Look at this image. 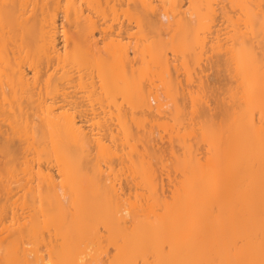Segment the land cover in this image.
I'll list each match as a JSON object with an SVG mask.
<instances>
[{"label": "bare ground", "instance_id": "obj_1", "mask_svg": "<svg viewBox=\"0 0 264 264\" xmlns=\"http://www.w3.org/2000/svg\"><path fill=\"white\" fill-rule=\"evenodd\" d=\"M178 51L191 53L199 71L204 51L217 52L221 66L224 59L228 112L205 122L203 140L216 150L228 119L225 170L192 181L197 165L185 167L187 180L164 185L160 168L154 179L143 165L141 181L137 174L124 192L101 162L113 164L116 138L130 133L126 120L161 109L163 95L178 103L171 72L180 81L181 67L190 72L189 61L175 64ZM147 54L163 95L139 81L149 74ZM188 100L191 109L204 104ZM204 146L199 157L187 149L185 163L192 167ZM116 158L118 166L127 159ZM0 192V264H264V0H0Z\"/></svg>", "mask_w": 264, "mask_h": 264}, {"label": "rangeland", "instance_id": "obj_2", "mask_svg": "<svg viewBox=\"0 0 264 264\" xmlns=\"http://www.w3.org/2000/svg\"><path fill=\"white\" fill-rule=\"evenodd\" d=\"M59 23H60V21H59ZM216 23H218V25L219 26H221V28H224V30H223V32H225V31H229V33L232 31V29H233V27H232V24L231 23H228L227 21H225L224 19H219V20H217L216 21ZM219 26H218V28H219ZM222 37H224V36H222ZM208 39H209V36H208ZM205 52V51H204ZM204 52H202L201 53V61L199 62V68H200V71H201V69L203 68V70H202V73H201V75L199 76V78L200 79H202L201 81H199L200 82V84H197L196 83V80L197 79H199V78H195V76H194V78L196 79H194L193 77H191L190 78V76H193V74L194 75H197V74H195L197 71H199V70H197V68H196V66H194V62H193V58H192V54L191 53H189V52H184V51H178L177 52V55H178V58H180V60L178 59L176 62H175V64H178V65H180V63L181 62H183V60L185 59V60H187V61H189V63H190V72H182V71H184L185 69L183 68V70H182V67L181 66H179L178 67V70H180V67H181V70L180 71H178V72H176L177 74H179V75H181L182 76V81H180L181 79L180 78H177V76L175 77V72H171V73H173L172 74V80H173V89L175 90V88L174 87H177L176 88V91H177V95H175V100H176V98L178 99L177 100V102L178 103H176V101L175 102H173V100L170 98V97H168L167 95H163V93H165V90H163L164 89V82H163V80H162V76L161 77H159V75L161 74L160 73V70L159 69H156V68H154V66L153 65H151V63H150V61H152L151 59V56L149 55V58H147L148 57V54H147V56H146V59L145 60H147V62L149 63L148 64V66H149V74H147V77H145V78H141V80H139L140 82H141V85L142 86H146V87H149V88H151V90L153 89V90H157V88L155 87L156 86V84H158V86H159V89H160V87H162V90H159V92H161L162 93V102H163V106L161 107V109L160 108H158L157 106H154L153 107V109H155L156 107L159 109V110H157V109H155L156 110V112H157V115H160L161 114V116H157V115H155L154 113H155V110H153V112H148L147 113V111H144V110H142V109H140L139 108V110H138V112H143V113H141V115H137L136 113H134L135 111L133 110V113L135 114V115H137L138 117L137 118H139L140 119V121L141 122H138V120H134V115H133V117L132 118H129V120H128V122H127V120L125 121L126 122V124H125V126L126 127H128V133H129V135L128 136H126L125 134H124V138H123V133H121L122 134V136L119 134L118 136H121L120 137V139L118 140L116 137V144L117 145H115V142H114V144H113V148H112V150H115L114 152H116V156L114 157V159H113V164H114V168L113 169H109L108 167H110V168H112V165L113 164H111V166L109 165V160H106L105 158V160H106V162H108V165H107V163H102L101 161H99V162H101V164L103 165V166H101L100 164H98L99 162H98V160L97 159H95V161L96 162H98L97 163V166H101V168H103L102 170H103V172L105 173V177L107 178V182H109L108 181V178L109 177H111V175L110 176H108L106 173H107V171L109 172L108 174H111L112 173V176L114 177V178H116L115 179V181H117V182H120L121 184H123V191L124 192H126L127 190H128V185L126 184V182L127 183H129V182H133V181H135V177H136V175L137 174H140V172H141V170H140V168H142L143 167V165L145 166L144 168L146 169L145 171H148L149 172V170H150V174L152 175V174H154L152 177L154 178V179H156L155 177H157V175H159V178H158V180L163 176L162 174H164V176L161 178L162 180H164L165 181V183H164V181H162L161 180V183H163L164 185L166 184H168V182L170 181V182H173V181H176L177 180V182H178V180L180 181V180H182L183 181V179H184V177H183V175L181 174L182 172V170H185L186 171V173L187 172H189V171H187V169H185V167L186 168H189V169H191L192 168V170H194L195 169V165H197V167H196V169L195 170H197L198 171V173L200 174V175H197V177L195 176V174H193L194 175V177L195 178H193L192 179V181L193 180H197V181H199L200 180V178H202V179H206L207 177V175L208 174H212V172L211 171H216L217 169H220V168H223V170H225V163H227V159H226V153H224V148H226L227 146H226V144H224V140H226V137H225V131H226V127H227V123H228V119H227V122L226 123H221V125L219 126L220 128H221V131L222 132H220V136L221 137H219V135H217V141H215V142H213V143H215V145L213 144L211 147H215V148H217L216 150H214V148H209L207 145H208V143L209 142H207L206 140H203L204 139V129H203V127H204V125L205 126H207L206 124H205V122L206 123H209L210 124V122L211 123H213V122H222V120H224L223 118L221 119V117H223L222 116V114L224 115L225 113H226V102H224V101H222V100H224V99H228V94H227V98H225L226 96H224V93H226V90L229 88V86L228 85H226L227 83H226V81H227V79H226V67H225V64H224V59H222L223 60V65L221 66L220 65V63L222 64V61L219 63V61H220V59H218L217 57V52H216V55L214 54L215 53V51H206L205 53ZM208 52H212V54L211 53H208ZM170 53V52H169ZM171 55V54H170ZM207 57H211L210 59H208V60H204V59H207ZM151 58V59H150ZM139 67H140V65H139ZM198 67V66H197ZM194 69H195V72H193L194 71ZM199 71V72H200ZM179 72H181V73H179ZM198 72V73H199ZM187 73L189 74V75H187ZM190 73H192V74H190ZM176 74V75H177ZM186 76V77H184L183 78V76ZM136 77H137V79H135V84H136V86L137 85H139V82L137 83L136 82V80L138 81V72H137V74H136ZM174 77V78H173ZM180 77V76H179ZM189 78V79H188ZM193 78V79H192ZM153 81H152V80ZM158 79H160V80H158ZM185 79V80H184ZM199 79V80H200ZM189 80H190V82H191V84H193L194 86H195V88L192 86V85H189ZM152 81V83H154L153 84V86L154 87H152L151 85H152V83L150 84V83H148V82H151ZM156 81V82H155ZM184 81H186V83L189 85V86H192V90L193 91H190L191 90V88L190 89H188V91H185V90H187V88H186V85L184 84ZM194 82H195V84H194ZM201 82H202V85H201ZM175 83H176V85H175ZM177 83L178 84H180V88H179V85H177ZM181 85H183V88H182V86ZM198 85L200 86L201 85V88L202 87H204V89L202 88V90H201V88L199 89V87H198ZM157 86V87H158ZM227 86H228V88H227ZM185 87V88H184ZM196 87H198V89L199 90H201V92H199V90L196 88ZM148 88V89H149ZM178 89H182V91H183V93H181V94H178L179 93V91H178ZM184 89V90H183ZM174 90H173V92H174ZM197 90H198V92H197ZM185 91V92H184ZM190 91V92H189ZM196 93H195V92ZM180 92H181V90H180ZM174 93H176V92H174ZM200 93V94H199ZM197 94V95H196ZM202 94V95H201ZM190 95V96H189ZM195 95V97H193ZM200 95V96H199ZM188 97H193V100L190 98L189 100H190V102H193V101H195V102H197V99H199V102H201V101H203V103L204 104H206V103H208V101H209V105L208 104H206L207 105V107H205L204 106V104H201L202 106H201V108L199 107V106H196L195 105V103L193 102V105H191V107H192V109L190 108V104H189V102H183V100H188ZM202 97V98H201ZM203 97H206V98H203ZM183 98V99H182ZM185 98V99H184ZM201 99V100H200ZM207 99V100H206ZM120 100H121V96H120V98L118 97V102H120ZM188 100V101H189ZM204 100H206V101H204ZM227 101V100H226ZM154 101H152V105H154V103H153ZM121 103V102H120ZM174 103V104H173ZM175 103L176 104H178V105H175ZM226 103V104H225ZM228 103H229V101H228ZM179 104H180V106L182 105L183 107L182 108H179L178 106H179ZM184 104H186V105H188L189 104V106H185V108H184ZM156 105V104H155ZM194 105H195V107H197V108H199L200 109V112H199V115L200 116H204L205 115V109L206 108H208L209 106H210V108H208L207 109V111H208V113H206V116L205 117H199V115H198V112L197 113H195L196 112V110L194 109L195 107H194ZM198 105V104H197ZM205 108H204V107ZM176 107H177V109H176ZM203 107V108H202ZM134 109V108H133ZM222 110V111H221ZM160 111V112H159ZM179 111V115H177V112ZM190 112L191 113V111L193 112V116L190 114L189 116H190V118L188 117V118H186V116L184 117L183 115H182V113H185V112ZM203 111H204V114H203ZM188 112V113H189ZM227 112H228V109H227ZM149 113H150V115H149ZM195 113V114H194ZM201 113V114H200ZM140 114V113H139ZM146 114H148L147 116H146ZM187 114V113H186ZM152 115V116H151ZM188 115V114H187ZM194 115H196V117L195 118H193L192 120V122H190V120H191V117H194ZM226 115H227V113H226ZM225 115V116H226ZM155 117L156 119L158 118V120L159 121H157V122H155L156 121V119L154 118V119H152V117ZM157 116V117H156ZM225 118V117H224ZM154 120V121H153ZM147 122H150L149 124H147ZM152 122V123H151ZM190 123V124H189ZM136 124H138V126L136 125ZM225 124V125H224ZM143 125V126H142ZM215 125V129L217 128V126H216V123L214 124ZM145 127V131H144V128H141L140 130H139V128L140 127ZM158 126V127H157ZM210 126H213L212 124H210ZM201 127V128H200ZM158 128V129H157ZM213 128V130H214V135L216 136V134L217 133H219V132H217V131H215V129ZM223 128V129H222ZM165 129H166V131H165ZM148 130V131H147ZM172 130V131H171ZM223 130H225L224 131V134H223ZM132 131V132H131ZM158 131H159V133H158ZM145 132V133H144ZM147 132V133H146ZM161 132V133H160ZM169 132H171V133H169ZM175 132H177L178 134H176ZM149 133H151V134H149ZM168 133H169V136H170V138H169V136H168ZM216 133V134H215ZM130 134H131V136H130ZM166 136H165V135ZM115 135H116V133H115ZM149 135H151V136H149ZM171 135H172V137L173 138H171ZM223 135V136H222ZM168 136V137H167ZM127 137H131V141L133 142H131L129 145H131V146H128V144L127 143H129V140H130V138H128V141L127 142H125L126 141V139H127ZM158 137H160L161 138V141H160V139H158ZM163 137V138H162ZM164 137H165V142H163L162 140L164 139ZM206 138V137H205ZM216 138H214V139H216ZM219 138V139H218ZM121 139H122V141H121ZM167 139H168V141H167ZM212 139V138H211ZM109 139H107L106 140V142H107V144L109 143V141H108ZM113 141H115V139H112ZM113 141H112V143H113ZM160 141V142H159ZM207 143H206V142ZM106 142H105V140H104V143L106 144ZM122 143V145H121V143ZM103 143V144H104ZM120 143V144H119ZM150 143H152L151 145H150V150H152V151H149V144ZM154 143L156 144L155 146L157 147H162L161 149H165V151L163 152V153H161L162 152V150H161V152H159L160 150V147L159 148H157V150L158 151H156L157 152V154H155V152H153V149H152V145H153V148H156V147H154ZM170 143H171V145H172V147L170 148L169 146H170ZM198 143V144H197ZM200 143V144H199ZM201 143H202V146H204V148L202 147L200 150V154H201V152H202V150L204 151V152H202V157L200 156V158H199V160L195 157V156H197V157H199L198 155H197V152H198V150H199V148L201 147ZM104 144V145H105ZM106 144V145H107ZM110 144H111V141H110ZM109 144V145H110ZM159 144V145H158ZM163 144V145H162ZM169 146H168V145ZM192 144V145H191ZM193 144L194 145H196V146H193ZM103 145V146H104ZM200 146V147H198V146ZM122 146V147H121ZM166 146V147H165ZM226 146V147H225ZM105 148L107 147V146H104ZM108 147H110V146H108ZM107 147V148H108ZM116 147V148H115ZM128 147H130V150L132 151L133 149V151H132V153H131V151H127L128 149ZM134 147V148H133ZM164 147V148H163ZM192 147H195L194 148V150H197V151H195L196 152V154H195V156H194V158L192 159V161L193 160H195V164L192 162V161H190L192 164H194V165H192V167L190 166V163H185V161H187V158H186V156H188L187 155V153L189 154V152L188 151H186L187 149L188 150H190V148L192 149V152H193V148ZM198 147V148H197ZM111 148V147H110ZM119 148V149H118ZM124 148H125V150L127 151V153L124 151V152H121L122 150H124ZM146 148H147V150H148V152H147V150H146ZM167 148V149H166ZM197 148V149H196ZM207 149V150H206ZM208 149H210L211 151L212 150H214V151H212V152H210ZM121 150V151H120ZM226 150H227V148H226ZM117 151H119V153H117ZM138 151H139V153L141 152L142 153V155H140L139 153H138ZM206 151H209V154L207 153L206 154ZM95 152H97V154H99V150L98 149H94V150H92L91 151V153L92 154H94L93 156V159L95 158ZM121 152V153H120ZM173 152V153H172ZM174 152H176V153H174ZM185 152H187L186 154H185ZM135 153H137V154H135ZM172 153V156L174 157V158H172V156H170V154ZM91 154V155H92ZM185 154V155H184ZM193 154H194V152H193ZM207 156H206V155ZM129 155V156H128ZM146 155L148 156V158H150V159H147L146 158ZM175 155V156H174ZM98 156V155H97ZM127 157V159H128V161H129V165H127L128 164V162L125 160L124 162H127L126 164H124V162H122V160H124V158H120V157ZM132 156V157H131ZM176 156L178 157V158H176ZM205 156V157H204ZM92 157V156H91ZM90 157V158H91ZM116 157H119L120 158V166H118L119 165V161H118V159L116 158ZM163 157V158H162ZM171 157V158H170ZM208 157V158H207ZM213 158L212 159V163L210 162V161H208L210 158ZM100 158V156L98 157V159ZM115 158L117 159L116 160V163L114 162L115 161ZM159 158H161V159H159ZM166 158V159H165ZM176 158V159H175ZM206 159V160H204V159ZM93 159H92V161H93ZM142 159H143V163L141 162L142 161ZM157 159V160H156ZM186 159V160H185ZM202 159H203V161H202ZM99 160H102V157H101V159H99ZM152 160V161H151ZM163 163V166H162V164L160 163V161ZM166 160V161H165ZM168 160V161H167ZM184 160V161H183ZM198 160V161H197ZM90 161V163H91V160H89ZM146 161V162H145ZM153 161L154 162H157L155 165H153ZM152 162V163H151ZM197 162H199L200 163V165H199V163H197ZM205 162H207V163H205ZM133 163V165L134 166H131V164ZM158 163H160L161 164V166H158L159 164ZM183 163H184V165H183ZM203 163H205V164H203ZM212 165H211V164ZM92 164H94L93 162H92ZM92 164H89L88 163V165L89 166H92ZM106 166H105V165ZM148 164V165H147ZM87 165V164H86ZM87 165V166H88ZM140 167H139V166ZM151 165H152V167H153V169L151 168ZM188 165V166H187ZM202 165V166H201ZM209 165H211L210 167H209ZM86 166V167H87ZM88 166V167H89ZM95 166V165H94ZM97 166H95V167H97ZM129 166V167H128ZM138 166V167H137ZM150 166V167H149ZM198 166H199V168H198ZM224 166V167H223ZM108 168V170H107V168ZM155 167H156V170H155ZM175 167H176V169H175ZM227 167V166H226ZM90 169L88 170L89 172L91 171V167H89ZM122 168L123 169H125V168H130V169H128L127 171L126 170H123L122 171V173H121V170H122ZM136 168H138V169H136ZM160 168V170H159V172H157V175H156V171L158 170ZM166 169L167 168V173L166 172H164V171H162V169ZM207 168H209L210 170H208ZM215 168H217V169H215ZM120 169V170H119ZM86 170H87V168H86ZM134 170V171H133ZM138 170H140V171H138ZM152 170L154 171L153 173H152ZM175 170V171H174ZM177 170V171H176ZM117 171V172H116ZM142 171H144V170H142ZM162 171V172H161ZM185 171H183V173H185ZM202 171H204V172H202ZM201 172V173H200ZM217 172V171H216ZM215 172V173H216ZM221 172H224V171H221ZM116 173V174H115ZM121 173V174H120ZM142 173V172H141ZM192 173H194V171H192ZM219 171L216 173L218 176H220L219 174ZM222 174V173H221ZM226 174H227V172H225V174H222L221 175V178L224 176V179L226 178ZM104 174L102 173V177H104L103 176ZM117 175V176H116ZM142 174H140V175H138V176H140L139 178H138V176H137V181L139 182V181H141V176ZM162 175V176H161ZM217 175H216V177H217ZM102 177H101V179H102ZM105 177L103 178L104 180H102V181H106V179H105ZM200 177V178H199ZM215 177V178H216ZM132 178V179H131ZM214 178V179H215ZM218 178V177H217ZM220 178V179H221ZM130 179H131V181H130ZM134 179V180H133ZM140 179V180H139ZM185 179L187 180L188 178L187 177H185ZM185 179H184V181H185ZM223 179V180H224ZM218 180V179H217ZM112 181H113V179H112ZM156 181V180H155ZM157 182H160V180L159 181H157ZM131 184V183H130ZM0 193H2V192H0ZM15 198H13L12 200H14ZM4 200H6V198H1V196H0V205L1 204H3L4 203Z\"/></svg>", "mask_w": 264, "mask_h": 264}]
</instances>
